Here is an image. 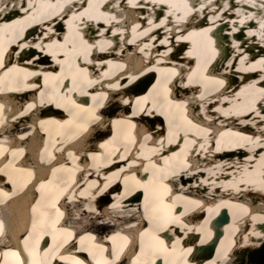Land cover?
Wrapping results in <instances>:
<instances>
[{
    "label": "bare ground",
    "instance_id": "bare-ground-1",
    "mask_svg": "<svg viewBox=\"0 0 264 264\" xmlns=\"http://www.w3.org/2000/svg\"><path fill=\"white\" fill-rule=\"evenodd\" d=\"M212 243L208 264H264V0H0V264Z\"/></svg>",
    "mask_w": 264,
    "mask_h": 264
},
{
    "label": "rangeland",
    "instance_id": "rangeland-1",
    "mask_svg": "<svg viewBox=\"0 0 264 264\" xmlns=\"http://www.w3.org/2000/svg\"><path fill=\"white\" fill-rule=\"evenodd\" d=\"M110 109H112V108H110ZM110 109H108V110H110ZM107 110V111H108ZM159 129H166V128H169V127H167V126H165V125H161V127H158ZM172 134H174V132H173V130H170L169 132H166V134L163 136V138H162V140H166V139H168V140H170V141H173V140H175V138L172 136L171 137V139H170V135H172ZM175 135V134H174ZM121 190V189H120ZM119 190V191H120ZM122 191V190H121ZM104 194H106L105 193V190L103 189V188H96V189H91V191H88V192H78L76 195L78 196L77 198V201H79V198L80 197H82V198H80V201H79V205L80 206H78V208L76 209L77 211H78V217L79 218H77V221H82V222H88L87 220H89V219H91V217H95L94 215H93V213L90 211V208L88 207V205L87 204H82L83 202L85 203V202H88L89 200L88 199H91V200H93V201H98V202H96V203H98L97 205H96V209L97 210H103V208L105 207V206H107V205H109L111 202H109V200H106L104 203H103V198H105L104 197ZM84 197H87V196H90V197H87V199L86 198H84ZM93 195V196H92ZM95 195V196H94ZM110 199V198H109ZM111 200V199H110ZM76 204V203H75ZM70 205V204H69ZM70 207H71V205H70ZM92 208V207H91ZM100 208V209H99ZM92 211L94 212V210L92 209ZM103 212V211H102ZM91 214V215H90ZM82 215V216H81ZM90 215V216H89ZM26 215H24L23 216V226H22V228L20 229L21 231L20 232H22L23 231V229H25V230H27V224L29 223V225L31 224H33L34 223V220H32V218H29V217H25ZM96 216H98V217H100L101 215H96ZM24 217H25V219H24ZM97 217V218H98ZM82 219V220H81ZM27 220H29V221H27ZM27 221V222H26ZM31 222V223H30ZM91 224H93V223H91Z\"/></svg>",
    "mask_w": 264,
    "mask_h": 264
}]
</instances>
